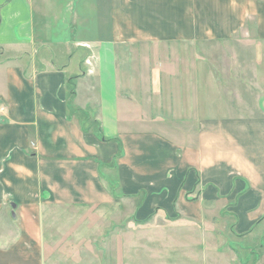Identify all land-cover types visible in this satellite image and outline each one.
<instances>
[{
	"label": "crops",
	"instance_id": "0c3cea01",
	"mask_svg": "<svg viewBox=\"0 0 264 264\" xmlns=\"http://www.w3.org/2000/svg\"><path fill=\"white\" fill-rule=\"evenodd\" d=\"M36 1L0 0V264H99L102 235V264H194L215 230L253 236L264 0Z\"/></svg>",
	"mask_w": 264,
	"mask_h": 264
},
{
	"label": "rangeland",
	"instance_id": "374dc122",
	"mask_svg": "<svg viewBox=\"0 0 264 264\" xmlns=\"http://www.w3.org/2000/svg\"><path fill=\"white\" fill-rule=\"evenodd\" d=\"M36 2L37 1L35 0V3ZM61 2L63 5L64 3L70 4L71 0H61ZM38 4L39 3H37V6ZM37 6H34L36 7V19L39 17V10H37ZM49 10H51V17L54 16L56 13L55 11H57L56 8ZM70 19H68V17H64L62 21H64V23H68ZM58 35L60 34L55 32L51 33L53 39L57 38ZM91 125V121L85 124L87 127ZM217 226H219V228H224V225L222 226L221 224ZM100 238L101 239L96 241L98 244L96 248L98 254L95 258L97 259V263L102 264L107 259L105 249H108L110 244L109 242L106 243V241L104 243L103 235ZM208 240L209 258L205 256L194 260L191 258L195 261L194 264H264V223L257 228L256 233L251 237L239 239L229 233V230L226 229L224 231H218V233L215 230L214 236H209ZM217 252L219 254H217ZM188 260L189 259L187 258L179 257L177 264H189L187 263Z\"/></svg>",
	"mask_w": 264,
	"mask_h": 264
},
{
	"label": "trees",
	"instance_id": "16d2710c",
	"mask_svg": "<svg viewBox=\"0 0 264 264\" xmlns=\"http://www.w3.org/2000/svg\"><path fill=\"white\" fill-rule=\"evenodd\" d=\"M71 81H72V80H71ZM71 81H70V82H71Z\"/></svg>",
	"mask_w": 264,
	"mask_h": 264
}]
</instances>
